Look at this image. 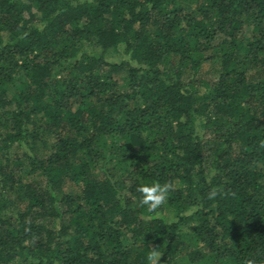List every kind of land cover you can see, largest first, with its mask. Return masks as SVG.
Masks as SVG:
<instances>
[{
    "label": "trees",
    "instance_id": "obj_1",
    "mask_svg": "<svg viewBox=\"0 0 264 264\" xmlns=\"http://www.w3.org/2000/svg\"><path fill=\"white\" fill-rule=\"evenodd\" d=\"M151 249L264 264V0H0V264Z\"/></svg>",
    "mask_w": 264,
    "mask_h": 264
},
{
    "label": "clouds",
    "instance_id": "obj_2",
    "mask_svg": "<svg viewBox=\"0 0 264 264\" xmlns=\"http://www.w3.org/2000/svg\"><path fill=\"white\" fill-rule=\"evenodd\" d=\"M170 185L167 183L161 184L159 182L151 184H141L136 191L141 194L139 203L146 206L149 213L157 212V210L165 203ZM161 253L155 249H151L147 253L149 264H156Z\"/></svg>",
    "mask_w": 264,
    "mask_h": 264
},
{
    "label": "rangeland",
    "instance_id": "obj_3",
    "mask_svg": "<svg viewBox=\"0 0 264 264\" xmlns=\"http://www.w3.org/2000/svg\"><path fill=\"white\" fill-rule=\"evenodd\" d=\"M95 53L98 55L100 52L95 51ZM105 57H106L107 61H112L115 59V56L110 55V54L106 55ZM203 69H204V71L208 72L209 70L214 69V68L207 65V66H204ZM12 198H14V195H12Z\"/></svg>",
    "mask_w": 264,
    "mask_h": 264
}]
</instances>
